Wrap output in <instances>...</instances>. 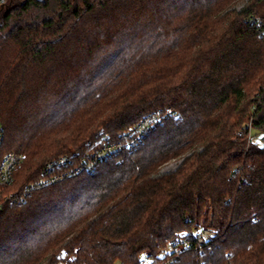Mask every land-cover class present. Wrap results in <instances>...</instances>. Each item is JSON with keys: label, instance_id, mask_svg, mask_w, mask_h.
<instances>
[{"label": "trees", "instance_id": "16d2710c", "mask_svg": "<svg viewBox=\"0 0 264 264\" xmlns=\"http://www.w3.org/2000/svg\"><path fill=\"white\" fill-rule=\"evenodd\" d=\"M260 2L0 9L3 147L24 156L9 188L23 196L0 212V264L56 262L62 249L85 264H141L178 233L205 228L217 237L173 264H264V14L262 28L248 21ZM104 143L121 150L27 191L50 159L81 162Z\"/></svg>", "mask_w": 264, "mask_h": 264}, {"label": "built area", "instance_id": "2783aa9c", "mask_svg": "<svg viewBox=\"0 0 264 264\" xmlns=\"http://www.w3.org/2000/svg\"><path fill=\"white\" fill-rule=\"evenodd\" d=\"M8 1L9 0H0V9L5 8ZM248 21L255 23L256 26L260 28L263 27L262 19L258 16L251 17ZM142 124L143 123H141L139 127H141ZM137 129L138 128H135L128 132V135H132ZM138 139L139 135L136 136L134 140L124 143V146L130 149L137 144L136 141ZM4 140V127L0 123V212L7 203L17 201L23 196L22 194L19 195L15 190H9V188L15 184L16 170L22 163L24 156L20 151H5L3 147ZM120 150V143H104L96 150L88 152L85 157L82 156L81 162L75 159V157H78L76 156L77 153L60 156L54 160L48 161L42 170L38 182L28 185L26 189L29 191L36 186L41 187L55 184L71 176L73 173L83 170L91 171L97 166L99 161L112 158L114 155H117ZM244 182L245 181L240 182L239 187H241ZM216 237L217 230L214 228H205L193 232H180L158 253H144L143 256L145 259L141 260V264H173L179 257L180 252L184 249L190 248L194 243L197 245L207 244ZM56 259V262H47L45 264H85L77 258L75 253H70L66 249H62L57 254Z\"/></svg>", "mask_w": 264, "mask_h": 264}, {"label": "rangeland", "instance_id": "374dc122", "mask_svg": "<svg viewBox=\"0 0 264 264\" xmlns=\"http://www.w3.org/2000/svg\"><path fill=\"white\" fill-rule=\"evenodd\" d=\"M259 6H260V14L258 15V17L261 18V17H262L261 14H264V0H261ZM257 97L259 98L258 101L260 102L261 99H260V97H259V92H258V90H256V92H255V94H254V98L257 99ZM259 102H258V103H259ZM255 104H256V105H255ZM255 104H254V106H257V103H255ZM249 136H250V135H249ZM259 138H260V137L250 136V137H249V144H250L251 142H257L256 140H258ZM260 139H261V138H260ZM263 140H264V139H263ZM56 158H58V157H56ZM56 158L50 159L49 161L54 160V159H56ZM181 162H182L181 159H179V160H175V159H174V160H172V161L166 163L162 169H163V171H169V170L171 171V170H174V169H176V168L178 167V165H179ZM11 190H13V189H11Z\"/></svg>", "mask_w": 264, "mask_h": 264}, {"label": "snow or ice", "instance_id": "6c2138e0", "mask_svg": "<svg viewBox=\"0 0 264 264\" xmlns=\"http://www.w3.org/2000/svg\"><path fill=\"white\" fill-rule=\"evenodd\" d=\"M194 234H195V233H194ZM140 259L143 260V259H145V257H144V256H141Z\"/></svg>", "mask_w": 264, "mask_h": 264}]
</instances>
